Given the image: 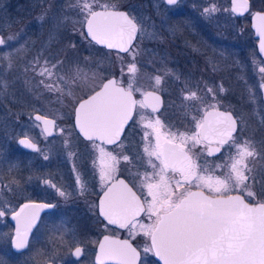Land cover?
<instances>
[{"label":"snow or ice","instance_id":"obj_1","mask_svg":"<svg viewBox=\"0 0 264 264\" xmlns=\"http://www.w3.org/2000/svg\"><path fill=\"white\" fill-rule=\"evenodd\" d=\"M166 2L168 5H175L178 0ZM72 7L79 9L83 19L75 23L86 25L87 35L98 43L106 44L108 48H118L130 53L135 61L138 53L132 46L133 40L138 32L143 35L145 30L134 17L125 12L115 11V4H101L100 0H76ZM96 7L102 8L103 11L94 10ZM247 7L248 0H241L240 3H235L234 0L233 11ZM214 11L215 8L204 10L205 14ZM256 16L264 21V13H256ZM4 43L5 40L0 38V45ZM260 47L264 50V39L261 40ZM44 63L45 66L41 68L39 75L55 77L63 85L54 87L51 84H44V87L49 91L59 92L61 103L64 97L76 102L74 107L76 126L89 140L98 138L107 144H115L120 139L124 126L132 119L133 110L137 106L141 109L149 107L144 100L137 101L133 97V91H141L135 86L137 72L135 62L128 65L132 77L127 88L117 86V80L109 79L100 86L99 91H95L87 99L78 98L74 89L82 85L87 86L90 80L94 81L95 73L89 76L84 69L77 66L71 76L59 75L54 70L61 62L58 61L51 67H47L48 61ZM260 71L264 73V67L260 68ZM153 79L154 86H159L162 77L157 75ZM96 86L98 85H92ZM208 91L211 92L212 89ZM142 94L146 98L159 100V97L151 92ZM183 99L198 100L199 97L196 92H191ZM207 107L215 108V105ZM152 111H156L155 106H152ZM197 111H203L204 114L199 119L195 115L192 116L194 130L191 135L180 131L162 132L165 126L159 118L152 120L141 116L142 126L146 129L143 135L145 141L143 155L146 156V163L152 171L143 174L137 172L133 179L140 180L141 188L147 190V195L142 202L132 188L124 180H120L119 186L113 185L104 193L100 205L101 213L110 224H118L121 228L130 230L140 228L151 240V244L145 247L144 251L155 250V254L164 261V264H264V200L249 203L243 195L230 194L238 190L246 193L248 197H254L251 181L255 177L251 176L252 169L248 167L247 158L254 157L256 150L251 141L236 142L233 137L236 120L231 113L217 114L207 111V108ZM214 116L223 119H213ZM35 119L38 122L42 121L45 126L55 125V120L39 115ZM145 120L147 122L143 123ZM149 129L151 131H148ZM43 131L47 132V127ZM153 136L155 144L151 143ZM210 138L216 140V152L225 145H230L236 150L235 155H230L225 163L216 164L211 169L196 162L203 150L193 151L197 145H210ZM19 143L36 148V145L27 139L20 140ZM98 150L100 179L103 182L112 178L114 165L120 160L106 152L102 146H98ZM206 150L209 155L212 154L210 146ZM152 157L159 161L158 165L153 163ZM120 159L131 163L130 157L123 153L120 154ZM215 168L227 171L222 175H215ZM77 180L79 182V177ZM193 186L201 190L191 191ZM58 191L61 196L66 197L65 192L59 189ZM52 207L53 205L38 204L21 206L15 217L18 225L22 216L26 223L23 229L20 226L16 229L13 238L16 249L28 246V232L35 224L39 211ZM141 213L147 216L150 223L140 222ZM3 214V211H0V215ZM105 241H108V237H105ZM108 243L107 249L105 243L100 244L102 255L119 258L122 264H132L138 255L127 240ZM81 251V248L77 247L75 254L79 256ZM97 260L102 262V256L98 255Z\"/></svg>","mask_w":264,"mask_h":264},{"label":"rangeland","instance_id":"obj_2","mask_svg":"<svg viewBox=\"0 0 264 264\" xmlns=\"http://www.w3.org/2000/svg\"><path fill=\"white\" fill-rule=\"evenodd\" d=\"M37 1L0 0V31L4 32V45L7 46V43H9L10 41L14 42L15 40L13 39L26 37H28V39L31 38V40L26 44L20 45V49L17 45L20 52L17 51L14 54L6 53L4 56L0 57V61L2 62L1 64L3 65H1L2 70L0 72V127L1 125H8L11 127V131L13 129L12 134L10 133V135L7 137V142H9V144H12L13 149H15L14 144L18 136H30L32 133H37L38 125L32 119V113L43 112V114L54 117L55 119H62L68 117L69 115L71 116L73 104L75 102L67 97H64L63 103H61L60 93L49 91L44 87V84H51L54 87H63V85L60 84V82L57 81L55 77L48 78L46 76L39 75L41 68L44 66H36L38 57L42 54H48V57L52 56V45H49V42L51 43L53 41V38L56 39L59 47V50H54L53 53L55 54V56L57 55L59 62H61L58 68L54 70L56 74L71 76L73 72L69 71H74L77 66L84 70L87 69L86 72L89 74V72L91 71L90 66L92 67V64L94 62L96 64V74H100L102 72L101 67H104L103 72H105L104 69L107 68L110 72H117L120 77L124 76L129 82L132 74L128 71V65L135 62L137 69V72L135 74V86L141 89V93H143V91L146 89H153L160 92L161 94L162 92L166 93V108L169 106L171 107L173 106V103H176L178 104V108L173 106L176 110L180 111L181 114L188 115L190 118H192L193 115L197 116L196 113H198V109H204L208 105L214 103H221L220 97L216 94L214 89H212L211 92L213 94H211V92H209L205 88L203 91H201L200 88H192L191 85L185 83H183L182 89L180 87L173 89L172 86L174 82L185 81L180 77L182 70L177 68V62V65L173 67L174 69L167 71V75L169 76L168 80L165 81L164 79H162L161 83L163 80L165 82L162 84L160 83L159 86H154L155 82L153 78L158 75L157 72H154L151 76L141 77L140 68H145L146 70L152 68L151 59L156 56L155 54L157 52H161V50H158L160 48H156V45L160 47L159 42H157L160 38H168L171 39L172 42H174L175 40L182 41L186 46H188L187 49L189 50L188 52L191 53L190 61H192L193 67H198L195 64V54L198 53L199 55V53H201L204 57H207L210 63L214 61L212 63L215 65V67H217L216 70H219L223 62V58H220V56L222 55L224 57L227 54V49L232 48L233 45H224L219 42L214 43L213 36L208 33L207 35L205 34L203 39H201L200 41L206 44H204L203 46L199 44V0H181L176 5H174V7H170L167 9L162 7L157 12H138L131 10V15L138 21V24L142 25L143 29L145 30L143 35L139 33L138 39L133 45L138 53L135 57V61H133L132 55L127 52L124 54H116L114 52H101L99 53V55L97 54V56H95L91 52V45L89 44L88 46H84V40L81 37L80 40L77 39L75 43H71V38L67 33L70 29V24H73L76 20L75 13L73 14L72 10L64 8H60L58 10V7L63 5L62 3L66 2V0H55V4L53 6L54 9L52 12L47 13L46 11L49 10L47 9L43 12V16L36 18L35 15H32V8L33 5L37 4ZM49 6H51V4ZM185 9H189L188 12H186L187 14L184 17H178L177 15H179V13H182ZM25 17H32V20L29 21L27 25L18 24L20 21L25 19ZM72 38H74V36H72ZM191 39H193V42ZM238 46L244 48V45ZM87 50L89 53L87 52ZM86 53H88L87 56H85ZM213 55L215 56L213 57ZM160 56L161 55H159V57ZM22 59L23 61L25 60L24 67L23 65H21ZM183 65H186L185 62H183ZM207 66L210 65L207 64ZM262 67H264L263 62L251 60L250 88L247 90H253L255 87L259 89L260 84L264 82V73L260 71V68ZM26 68L30 69L26 70ZM69 68H71V70H69ZM23 69L25 73L22 71ZM32 69L33 74L31 73ZM150 70L152 71V69ZM63 71H66L68 73ZM3 74L5 76H2ZM190 77L191 76L188 75L187 79L191 80ZM98 78L99 76H96L94 81L90 80L87 86L82 85L81 87L75 88L74 92L76 96L78 98L82 97L83 93L88 91L91 85H93L98 80ZM206 78L210 77H199V81L204 82ZM42 80L44 81L43 84L41 83ZM175 90L178 91L177 95H175ZM182 91H184L185 93H183ZM191 92H196L199 99L187 101L184 100L183 97L189 95ZM252 96L254 97L255 95ZM176 97H178V100L176 99ZM251 102L253 104V107H250V109L252 110V115L255 116L260 123L264 120V105L256 102L255 99ZM235 114L237 115L239 120H241L240 123H242L244 126L242 135H240L239 133L234 137L236 142L240 143L245 140L251 141L256 150V155L259 154V150L261 149L264 152V141L261 142L257 137L252 138L251 133L249 134L248 132L245 136V132L247 131V128L249 126V120L244 117L240 110H237V113ZM141 116L147 117L148 119L152 120L159 118V120L165 126L161 130L162 132L180 131L187 132L188 135H191V132L194 130V127L191 130L169 128L166 124H164L162 114H149L144 112L141 108H138L131 129L137 128V130H140V150L142 151L145 145L143 135L146 129L142 126ZM146 122L147 120H145L143 123ZM191 125L193 126V122ZM65 128V132L68 133L69 126L65 125ZM148 131L151 130L149 129ZM38 136H40V134ZM250 137L251 140H249ZM40 139L42 140V142L36 154H24L20 156L19 160L23 159L22 163L27 165L26 169L20 166L21 161L18 163H7L8 158H6V156L4 157V141L0 142V210L6 211L8 213H13L19 206L18 204L26 201V199H28V197L30 196V193H32L33 191H48V189L50 188H46V186H49L51 182L55 185L57 184L58 189L65 192L67 194L66 196L71 195L73 192H75L76 195H82V193H84L83 191H81V188L83 187L84 190L85 183L82 180L81 175L75 169V158L72 152L73 150L71 151L70 149L72 145H70L71 141L68 140V137L62 136L61 138L58 137L51 140H46L41 135ZM66 141L67 143H65ZM72 141L76 143L74 145L76 150L86 149V151H90L92 153L91 163L95 167L94 171L97 178L96 191L100 190V187L108 180L102 182L100 179V160L98 150L99 145L88 143L86 145L83 144L82 146H80L78 145V143L81 142L77 137H73ZM123 143V147H131V154L129 156L135 160L136 173H140L144 170L152 171L151 167L146 163V156H144L143 152L139 151L138 148L132 146V141L128 136H126V139H124ZM151 143L155 144L154 136L151 138ZM121 145L114 150L105 149L106 152L111 153L113 156H117V158L120 160L119 163L114 165L111 173L112 177L121 171L120 167L122 159H120V155L116 151L119 149L121 150ZM204 149V144H200L197 145L196 148L193 149V151L201 152V150L204 151ZM235 151L236 150L234 147L227 145L224 148L222 157H220L215 162L211 161V164H209V162L206 163L209 164V166H211L212 168L216 164H223L228 160V157L230 155H235ZM70 153L71 155H69ZM119 153L121 154L120 151ZM45 156H47V159H45ZM197 160L198 158L196 159V162ZM251 160H253V157L247 158L249 168H251ZM152 161L157 165L159 164V161H157L155 157H152ZM127 164L129 163L127 162ZM219 169L220 168H215V175H222V173L227 171V169L221 171H219ZM259 170L260 172H262L261 174H263H260L261 180L259 182V185H262L264 183L262 181V177L264 178V165H260ZM63 171H67L71 175L72 181L70 184H65ZM124 172L129 173L127 172V170H124ZM133 175L134 173H129V176L133 177ZM256 175L253 176V174L251 173V176L255 177V179L251 181L252 191L254 193L256 190L254 186L258 183V178L256 179ZM77 177H79V182L77 180ZM138 180L139 179L130 181L132 184L136 185L138 183ZM44 181H47L48 184H44ZM10 193H15L21 200L17 202L9 201ZM246 197L253 200L254 202L255 200H259L256 195H254V197H248L246 195ZM69 209L72 210L71 206H69ZM87 209L89 211H92V206L88 204ZM59 215L61 221L67 220V218L63 219L65 217V212H63L62 210H60ZM88 216L91 219L93 218L91 212L88 214ZM6 220L7 218L0 219V238L2 240L4 239V235L6 236V230L4 229V223ZM141 232L142 236L146 237L142 230ZM7 234L8 237L6 236V238L9 241L12 237V233L10 232L11 235H9V233L7 232ZM76 237L77 235L75 234H72L70 236V245L72 244V242L74 243L77 241ZM33 238L34 242L36 238ZM61 244L64 243L61 242ZM87 247L89 248V246ZM60 251H62V249ZM89 253L90 251H88V255ZM48 256L49 255L47 253L36 249V247L32 243L29 249H27L23 254H20V257L17 260V264H40V262ZM141 264L149 263H147V261L145 260L142 261Z\"/></svg>","mask_w":264,"mask_h":264},{"label":"flooded vegetation","instance_id":"obj_3","mask_svg":"<svg viewBox=\"0 0 264 264\" xmlns=\"http://www.w3.org/2000/svg\"><path fill=\"white\" fill-rule=\"evenodd\" d=\"M180 1L181 0H178V2ZM240 2L241 0H235V3H240ZM36 3L37 4L33 5L32 15H35L37 18V17L43 16V12L47 9H49L46 11L47 13L52 12L54 9L53 6L55 4V0H39ZM100 3L101 4L103 3L115 4L116 8L114 10H124L128 13L130 17H133L130 13L131 10L138 11V12H157L162 7L166 9L170 7H174V5H168L165 2V0H100ZM50 4L51 6H49ZM62 4L63 5L58 7V10L60 8L72 10L73 14L75 13V17H76L75 21L83 19V17L79 13V9L72 7V5L76 4V0H66V2ZM233 7H234V0H199V44H201L202 46L206 44L200 41L201 39H203L205 34L207 35L208 33L213 36L214 43L219 42L224 45H227V44L233 45L232 48L227 49V54L224 57L221 55L220 58H223V61H226L227 59L228 60L232 59L231 67H233V71L235 72V74L243 75L251 71V60H256V61H260L264 63V58L257 51L256 44L258 43V38L254 36V30L252 27L253 16L256 15V13H264V0H248L247 9H238L236 11H233ZM211 8H215V11L209 14H205L204 10L211 9ZM96 9H102V8L100 7L94 8V10ZM188 10L189 9H185L182 13H179V15L177 16L180 18L184 17L187 14L186 12H188ZM31 20H32V17L31 18L25 17V19L20 21L18 24L27 25L29 21ZM136 22L138 23L137 20ZM70 29L67 34L71 38V43H75L77 39L80 40V37L84 40L83 42L84 46H88L89 44L91 45V43H94L85 34L84 25L74 22L73 24H70ZM65 30H66V26H65ZM82 32L84 33L83 35L81 34ZM3 33H4L3 31H0V36L1 38L4 39ZM138 35H139V32L137 34L136 40L138 39ZM72 36H74V38H72ZM13 40L15 41L14 42L10 41L9 43H7V46L0 45V57L4 56L6 53L14 54L17 51L20 52L19 50L20 45L26 44L27 42L31 40V38L28 39V37H26V38H17ZM94 44L96 45V43ZM17 45L19 46V49ZM49 45H52V56L48 57L47 56L48 54H42L41 56L38 57L39 62L37 63L36 66L38 67L45 66L44 62L48 61L47 67H51L52 64H56L59 61L57 55L55 56V54L53 53L54 50L56 51L59 50L58 42H56V39L53 38V41L51 43L49 42ZM238 45H244V48H241ZM107 51H111L116 54H121L114 50H107ZM88 53H86L85 56H87ZM214 56L215 55H213V57ZM24 61L22 59L21 65H23V67L25 64ZM1 63L2 62L0 61V72L2 70ZM29 69L30 68H26V70H29ZM69 70H71V68H69ZM86 70L87 69H85V71ZM22 71L24 72V69ZM31 71H32L31 73L33 74V69ZM63 72H66V71H63ZM69 72H73V70ZM2 76H5V75L3 74ZM147 90H153V89H146L143 91V93ZM259 91H260V87H259ZM133 94L135 95L134 91H133ZM142 95H143L142 93L139 96L135 95L136 100L141 101ZM260 95H261V92H260ZM85 96L80 97V99ZM162 97H163V104L159 111L153 112L152 110L148 108H143L142 110L149 114H153V113L162 114V119H164V124H166L169 128H172V129L179 128V129L188 130L187 125H186V121H187L186 116H183L185 114H181L180 111L174 108V107L178 108V104L173 103L172 105L174 107L169 106L166 108L165 104H167V101L165 102L163 95ZM261 100L264 104L262 96H261ZM214 104H215L216 109L218 108L225 109L233 113V115L235 116L237 120V130L233 134V137H235L239 133L240 135H242V130L244 126L243 124L241 126V123H240L241 121L239 120L237 115L232 110L228 109L227 107L220 106V104L218 103H214ZM214 104H211V105H214ZM75 105H76V102L73 104L71 116L69 115L68 117H65L62 119H58V118L55 119L54 117L43 114V112L42 113L40 112L32 113L31 117L37 123L38 131L36 134L32 133L30 136H18L14 144L15 149H13L12 144H9V142H7V137L10 135V133L12 134L13 129L11 131L10 126L1 125L0 142L4 141V147H5L4 157L6 156V158H8L7 163L11 164L12 162L18 163L21 161L20 166L23 167L24 169H26L27 165L22 163L23 159L19 160L20 156L24 154H36L42 142V140L40 139L41 135L46 140H51L53 138H58V137L61 138L62 136L68 137V140L71 141L70 145H72L70 149L71 151L73 150L72 152L75 158V169L81 175V178L85 183L84 190H83L84 193H82V195H76L75 192H73L71 195L64 197V196H60L57 184L55 185L54 183L51 182L49 186H46V188H50L48 189V191L46 190L45 191L43 190L33 191L32 193H30V196L28 197V199H26V201L18 204L19 206L15 209L13 213L12 212L8 213L6 211L0 210V211H3L4 213L3 215H0V219L7 218L8 220V221L6 220L4 223V229L6 230V233H5L6 236L8 237L7 232L9 233V235H11L10 232L12 233V237L10 238L9 241L4 235L3 242H4L5 247L2 248V250L5 251V254H7L11 258L13 254V260L11 261V264H17V260L20 257V254H23L27 249H29L32 243L36 247V249L44 253H47L49 255L44 260H42L40 264H58V263L59 264H111V263H103V261L102 263L96 262V253L98 251V245L100 243V240L104 236H109V237H116L120 239L124 238V239L129 240L133 244V246H135L136 249L139 251L140 257H139L138 264H141V262L145 260L149 264H159L158 261L154 257L153 251H149V252L144 251L145 247L149 246L151 243H150V238L148 236L146 237L142 236V232L140 228L137 227L134 230H130L127 228H121L119 225L117 226V225L110 224L107 219H104L101 216L102 213H101L100 205H101V200L103 199L102 195L106 191L108 185L112 183L113 181H115L116 179H119V178L124 179L129 184V186L132 188V190L136 193V195L140 197L142 202L144 201L145 196L147 195V190L146 189L142 190L141 188L140 180H138V183L136 185L131 183V181L134 180L133 179L134 175L133 177L129 176V173H134V174L136 173L135 160L129 156L131 154V147L127 146V147H122L121 150L120 149L116 150L119 155H120L119 151L123 153L124 155H128L130 157L131 163L127 164V161L122 160L121 167H120L121 171L118 172L116 175H114L110 180L106 181L100 187V190L96 191L97 178H96V173L94 171L95 167L91 163L92 153L90 151H86V149L76 150L74 146L76 143L72 141L73 137H77L79 141L81 142V143H78V145L80 146H82L83 144L86 145L88 143H94L95 145L102 146L105 149L114 150L121 144L123 145L124 139H126V136H128L132 141V146L138 148L139 151L143 152L142 150H140L141 149L140 148L141 140L139 139L140 134H141L140 130H137V128L131 129L139 106H137V108L135 109L134 116L130 124L125 129L121 139L115 144L106 145L104 143H100L95 140H86L77 133L74 127V123H73V114H74ZM206 108L209 109L211 107H206ZM35 113L41 114L46 117H50L55 120L54 134L45 135L43 133L40 123L33 118V115ZM203 114H204L203 111L196 113L197 119H199L200 116H202ZM177 117H178V120H177ZM65 125L69 126L68 133L65 132L66 131ZM193 127L194 125L192 126V129ZM57 129H59L60 131L58 132ZM246 133L247 131L245 132V136H246ZM39 134L40 136H38ZM23 139L30 140L32 143L36 144V149H29V148L23 147L19 143V141ZM204 146H205V149L200 155L199 157L200 159L198 158L197 164L212 168L211 166H209V164H211L210 162L211 161L215 162L220 157H222L224 148L227 145L222 147L219 152L212 151L211 155L208 154V151L206 150V148L208 146L217 147V143H210V145L204 144ZM206 162H209V164H207ZM124 170H127V172L129 173H125ZM221 170H225V169L220 168L219 171ZM146 171L151 172V170H144L140 173H143ZM63 178L65 179V184H70L72 181V177L67 171H63ZM44 184H48V182L44 181ZM53 185H55V187H53ZM196 189L197 188L193 186L191 188V191L196 190ZM232 193H240L245 197L243 193L238 192V191L232 192ZM9 197H10L9 201L17 202L21 200L20 198H18V196L15 193H10ZM148 199H151V198L148 197ZM248 201L251 203L254 202L251 200H248ZM29 203H37L39 205H53V207L52 208H42L39 211V215L36 219L35 224H33L31 230L28 232V246L24 249H16L13 244V238L16 235L15 214L21 209L22 205L29 204ZM88 204L92 206V211H89L87 209ZM69 206H71L72 210L69 209ZM60 210L65 212V217L63 219L67 218V220L65 221L60 220V215H59ZM90 212L93 215L92 219L89 218L88 216ZM139 219L141 223H145V222L150 223V221L148 220L147 216L144 213L140 214ZM72 234L77 235L76 237L77 241L74 243L72 242V244L70 245L71 242L69 240ZM33 237L36 238L34 242H33V239H34ZM61 242L64 244H61ZM87 246H89V248ZM61 247H64V248H61ZM77 247L81 248L82 250L79 256L75 254V249ZM61 249L62 251H60ZM88 251H90L89 255H88Z\"/></svg>","mask_w":264,"mask_h":264},{"label":"trees","instance_id":"obj_4","mask_svg":"<svg viewBox=\"0 0 264 264\" xmlns=\"http://www.w3.org/2000/svg\"><path fill=\"white\" fill-rule=\"evenodd\" d=\"M191 40L193 42V39ZM157 42H159L160 47L156 45V48H160L158 50H161V52H157L155 54L156 56H154V58L151 59L152 68L150 69H152V71L150 69L146 70L145 68L144 69L140 68L141 77L151 76L154 72H157V74L160 75L162 79L166 81L169 78V76L167 75L168 73L167 71L174 69L173 67H175L178 63L177 68L182 70L180 77L185 81L184 82L182 81L174 82L175 84L173 83V86H172L173 89H176L177 87H180L182 89L183 83L191 85L192 88H200L201 91H203L204 88L207 90L214 89L216 94L220 97L221 103H218V104H220V106L227 107L228 109L232 110L234 113H237V110H240L242 114L244 115V117H246L249 120L248 121L249 126L247 128V132L249 134L251 133L252 138L257 137L259 138L261 142L264 141V120L259 123L256 117L252 115V110L250 109V107L251 108L253 107V104L251 101H253L254 99L256 100V102H259L262 105H264L261 100L259 89L255 87L253 90H247L250 88V76H251L250 73L251 72H247L246 74H243V75H238V74L236 75L235 72L233 71V67H231L232 59H229V60L227 59L226 61H223L219 70H216L217 67H215V65L212 63L214 61L210 63L207 57H204L201 53H199V55L198 53L195 54V60H196L195 64L199 68L193 67L192 61H190L191 53L188 52L189 51L187 49L188 46H186L182 41L175 40L174 42H172L171 39L160 38ZM90 48H91L92 54L95 56H97V54L99 55V53L101 52L102 53L104 52L113 53L111 51H107L101 47H98L94 43H91ZM159 55L161 56L159 57ZM183 62H185L186 65H183ZM207 64H209L210 66H207ZM95 68H96V64L93 62L92 67L90 66L91 71L89 72V76H92V74L95 73ZM103 68L104 67H101L102 72L100 74L95 73L96 76H99L98 80L94 83L95 85L99 86L106 77L114 75L120 83H122L126 87L128 86L129 82L126 80L124 76L120 77V75L117 72H112V71L110 72L109 69L107 68L104 69L105 72H103ZM188 75L191 76L190 77L191 80L187 79ZM199 77L200 78L210 77V78H206L204 82H200ZM164 80L162 81V83L165 82ZM98 86L92 87L91 85L90 90L88 89V91L83 93V96L89 94L94 89H96ZM182 92L185 93L184 91ZM134 93L136 96H139L141 91L140 92L134 91ZM162 94L164 96V100L167 101L165 99L167 97L166 93L162 92ZM177 94H178V91L175 90V95ZM211 94L213 93L211 92ZM252 95H255V96L253 97ZM176 99L178 100V97H176ZM183 116H186L187 128L191 130L192 129V125H191L192 119L188 115H183ZM177 120H178V117H177ZM241 126H242V123H241ZM249 140H251V137ZM251 161H252L251 163L252 172L251 173L253 174V176L257 174L256 179L258 178V183L255 184L254 186V188H256L255 195L259 200L260 199L264 200V183L262 185H259V182L261 180V175H263L261 174L262 172H260L259 170V166L264 165V152L262 151V149L259 150V154L253 157V160ZM262 181L264 182L263 177H262ZM245 198H247L246 195H245ZM247 200H251V199H247ZM4 247H5L4 242L1 239L0 240V264H11V261L13 260V254H12V258L8 256L7 254H5V251L2 250V248Z\"/></svg>","mask_w":264,"mask_h":264},{"label":"water","instance_id":"obj_5","mask_svg":"<svg viewBox=\"0 0 264 264\" xmlns=\"http://www.w3.org/2000/svg\"><path fill=\"white\" fill-rule=\"evenodd\" d=\"M165 2H166V0H165ZM166 3H167V2H166ZM96 11H103V9H96ZM115 11H119V12H125V13H127V12L124 11V10H115ZM127 14H128V13H127ZM252 27H253V30H254V36L258 38V43L256 44V46H257V51H258V53L264 58V50H261V47H260V45H261V40L264 39V35H262V34H264V21H261L256 15H254V16H253V19H252ZM84 31H85V34L87 35V27H86V25H84ZM87 37H88L90 40H92L94 43H96L97 46L102 47V48H104V49H106V50H114V51H117V52H119V53H121V54L126 53V52H124V51H121V50L118 49V48H108V47L106 46V44L98 43L97 41L93 40V39L91 38V36H89V35H87ZM136 37H137V36H136ZM0 38H1V36H0ZM135 39H136V38H135ZM135 39L133 40V44H134V42H135ZM109 79H115V80H117L115 76H109V77L105 78V79L102 81V83L100 84V86H102L104 83H106ZM262 85H264V82L261 83V85H260V92H261L262 99H263V101H264V86H262ZM100 86H99L97 89H95L93 92H91L90 94H88L87 96H85V97H83V98H81V99H87L88 96L93 95L95 91H99V90H100ZM117 86H123V87H125L124 85H122V84L119 83V82H118V85H117ZM125 88H126V87H125ZM148 92H151V93L154 94V96L159 97V100L157 101V100H155V99H153V98H151V97L146 98L144 95H142L141 100H144V101L149 105V107H146V108L152 110V106H155V107H156V111H159V110L161 109V107H162V104H163V97H162V95H161L159 92H157L156 90H147V91H145L144 93H148ZM133 97H134V99H136L134 94H133ZM75 106H76V105H75ZM207 111H209V112H214V113H217V114H220V113H224V114H226V113H231L233 119L236 120V118H235V116L233 115V113H232L231 111H229V110L220 109V108H218V109H216V108H209V109H207ZM134 112H135V109L133 110L132 118H133V116H134ZM37 115H39V116H41V117H45L46 119H49V120H54V119H52V118H50V117H46V116H43V115L38 114V113H35V114L33 115V118L35 119V117H36ZM213 119H223V118L220 117V116H214ZM35 120H36V119H35ZM131 120H132V119H130V120L128 121V123L124 126V130H123V131L121 132V134H120V139H121V137H122V135H123L125 129H126L127 126L130 124ZM39 123H40V125H41L42 130H44V128L47 127V132H44V131H43V133H44L45 135H52V134H54L55 130H54V126H53V125L45 126V125L43 124L42 121H39ZM73 123H74V127H75V130L77 131V133H78L82 138H84V139H86V140H89V139H87V137H86V136L80 131L79 127L76 126L75 114H73ZM236 130H237V120H236ZM236 130L233 132V134L236 132ZM57 131L59 132L60 130L57 129ZM120 139H119V140H120ZM119 140H118V141H119ZM95 141L100 142V143H104V144H106V145H112V144H107V143L101 141V140L98 139V138L95 139ZM118 141H116V142H118ZM210 141H211V143H216V140H215L214 138H210ZM33 144H34V143H33ZM21 145H22V144H21ZM35 145H36V144H35ZM22 146H23V147H26V146H24V145H22ZM26 148H29V147H26ZM215 148H216V147H211L212 151L215 152ZM29 149H33V148H29ZM35 149H36V148H35ZM214 152H213V153H214ZM120 180H124V179H122V178L116 179L115 181H113L112 183H110V184L108 185L106 191L108 190L109 187H112L113 185L119 186V181H120ZM124 181H125V180H124ZM125 183L129 186V184H128L126 181H125ZM129 187H130V186H129ZM130 188H131V187H130ZM198 190H201V189H196V190H192V191H198ZM106 191H105V192H106ZM105 192H104V193H105ZM104 193H103L102 197H104ZM206 194H207V193H206ZM230 194H231V195H242V194H240V193H230ZM248 202H249V201H248ZM249 203H251V202H249ZM29 204H37V203H29ZM38 205H39V204H38ZM18 212H20V210H19ZM18 212H17V213H18ZM101 216H102L104 219H107L104 215L101 214ZM107 220H108V219H107ZM15 221H16L15 231H16V229H17L18 226H20V227L23 229V227L25 226V223H26L25 218H24L23 216L21 217V220L19 221V225H18V221H17L16 217H15ZM108 222H109V221H108ZM113 225H117V226H118V224H113ZM105 237H108V241H107V242L105 241ZM125 240H127V239H124V238L120 239V238H116V237L104 236V237L100 240V243H99V245H98V251H97V253H96V262L102 263V262H100V261L97 260V256H98V255H101V256H102V261H103V263L122 264V262H121V260H120L119 258H108V257H106V256H103L102 253H101V250H100V244H101V243H105V247H106V249H107V248L109 247V243H108V242H110V241H125ZM127 241L129 242V244H131V246H132L133 248L136 249V247L133 246V244H132L129 240H127ZM150 243H151V240H150ZM136 251H137V254H138V255H137V257L132 261V264H138V263H139V257H140V255H139V251H138L137 249H136ZM153 252H154V257H155V259L158 261V263H159V264H164V261H163L159 256H157V255L155 254V250H153Z\"/></svg>","mask_w":264,"mask_h":264}]
</instances>
